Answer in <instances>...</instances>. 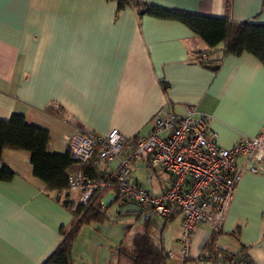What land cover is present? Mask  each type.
<instances>
[{
    "label": "crops",
    "instance_id": "obj_1",
    "mask_svg": "<svg viewBox=\"0 0 264 264\" xmlns=\"http://www.w3.org/2000/svg\"><path fill=\"white\" fill-rule=\"evenodd\" d=\"M145 1L264 23V0ZM220 47L210 55L221 58L213 69L196 59L209 48L183 23L139 15L134 7L118 11L114 0H0V119L23 115L27 124L47 129L49 151L63 152L76 130L147 134L159 109L183 113L191 106L211 117L217 143L229 148L256 136L264 124V65L247 52L222 56ZM47 107L62 109L63 116ZM2 165L14 175L0 180V264H41L62 240L60 228L71 224L62 201L78 203V193L47 191L32 173L28 151L4 149ZM155 177L159 192L164 186ZM106 199L115 202L109 193ZM180 225L177 215L157 237L148 225L149 236L170 255L166 264H193L178 254ZM100 226L80 228L74 264L120 263L122 246ZM212 233L209 224L197 226L192 257L202 254ZM213 246L230 253L244 249L252 264H264V171L241 176ZM130 248L123 251L128 258ZM128 260L124 264H132Z\"/></svg>",
    "mask_w": 264,
    "mask_h": 264
},
{
    "label": "built area",
    "instance_id": "obj_2",
    "mask_svg": "<svg viewBox=\"0 0 264 264\" xmlns=\"http://www.w3.org/2000/svg\"><path fill=\"white\" fill-rule=\"evenodd\" d=\"M198 55L205 60L204 52ZM210 121L208 114L189 106L183 113L159 109L147 134L76 130L65 141L71 159L66 190L76 191L78 203L85 206L97 198L100 213L106 211L104 197L109 193L115 202L132 204L144 220L178 215V254L183 260L233 264L208 260L205 253L192 257L191 238L201 224L219 231L241 176L264 171V124L256 136L225 148L217 143ZM140 167L159 176L161 191L153 192L137 181L135 171Z\"/></svg>",
    "mask_w": 264,
    "mask_h": 264
},
{
    "label": "trees",
    "instance_id": "obj_3",
    "mask_svg": "<svg viewBox=\"0 0 264 264\" xmlns=\"http://www.w3.org/2000/svg\"><path fill=\"white\" fill-rule=\"evenodd\" d=\"M114 1H116L118 11L125 7H134L139 15H150L183 23L208 46L209 50L198 51V53L206 54L205 61L199 55L196 57L204 65H218L221 58L210 59V55L219 50L216 48L218 45L222 46L220 47L222 56L247 52L254 55L264 65V23L249 20L235 23L225 18L167 8L145 0ZM46 111L55 116H63L62 109L55 111L47 107ZM48 144L49 132L47 129L27 124L23 115L13 113L8 119H0V159L4 149L28 151L33 175L45 184L47 191L61 193L67 189V170L71 164L69 151L67 148L63 152L49 151ZM94 172L92 170L91 176L94 175ZM13 175V171L6 165L0 167V180H10ZM62 204L72 214L71 224L67 229L60 228L62 240L41 264H74V241L80 228L91 223H102L106 219L105 213L99 211L100 206L97 198H94L86 206L69 199L63 200ZM173 219L174 217L163 219L162 229ZM148 223L149 220H145L143 231L136 232L132 236V251L129 259L132 264H166L170 255L160 242H155L149 236ZM218 232L213 231L205 243L202 250V253L207 255L205 258L208 260L220 259L233 264H252L243 253L244 249L230 253L214 248L213 241L215 233Z\"/></svg>",
    "mask_w": 264,
    "mask_h": 264
},
{
    "label": "rangeland",
    "instance_id": "obj_4",
    "mask_svg": "<svg viewBox=\"0 0 264 264\" xmlns=\"http://www.w3.org/2000/svg\"><path fill=\"white\" fill-rule=\"evenodd\" d=\"M135 176L138 177V180L140 179L141 184L153 189L155 192L157 191L156 181L158 180L153 172L149 170H145L144 172L138 169L135 171ZM104 201L107 207V211L104 212L106 215V220L105 222L103 221L102 223H99L103 225L102 227L100 226V230L103 232L104 235L111 236L113 239H116L118 246H122V250L126 253L131 249L130 246L132 236L136 232L141 231L145 220L143 216L138 214L137 210H134L132 204L127 205L129 203H119L122 204L121 206H119V204L113 202L109 205L108 199ZM150 219V233L154 237H157L160 228L163 224V218L153 217ZM92 227L93 226H90L91 230H93ZM122 250H118L119 252H122V254L119 256L120 263H129V258L127 257V255H125Z\"/></svg>",
    "mask_w": 264,
    "mask_h": 264
},
{
    "label": "water",
    "instance_id": "obj_5",
    "mask_svg": "<svg viewBox=\"0 0 264 264\" xmlns=\"http://www.w3.org/2000/svg\"><path fill=\"white\" fill-rule=\"evenodd\" d=\"M213 69H215L217 66L216 65H213V66H211Z\"/></svg>",
    "mask_w": 264,
    "mask_h": 264
}]
</instances>
